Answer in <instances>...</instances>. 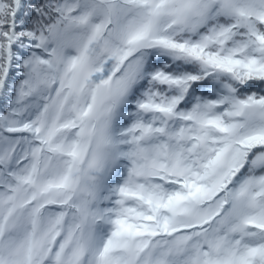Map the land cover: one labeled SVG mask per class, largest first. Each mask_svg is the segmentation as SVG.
Wrapping results in <instances>:
<instances>
[{"label": "snow or ice", "instance_id": "snow-or-ice-1", "mask_svg": "<svg viewBox=\"0 0 264 264\" xmlns=\"http://www.w3.org/2000/svg\"><path fill=\"white\" fill-rule=\"evenodd\" d=\"M0 264H264V0H0Z\"/></svg>", "mask_w": 264, "mask_h": 264}]
</instances>
